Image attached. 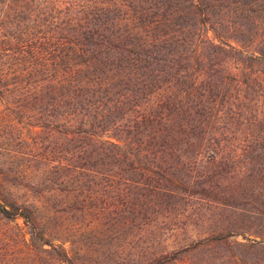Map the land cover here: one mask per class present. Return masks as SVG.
<instances>
[{"label": "trees", "instance_id": "trees-1", "mask_svg": "<svg viewBox=\"0 0 264 264\" xmlns=\"http://www.w3.org/2000/svg\"><path fill=\"white\" fill-rule=\"evenodd\" d=\"M66 2L30 7L40 15L32 19L26 76L17 85L26 86L21 107L31 146L0 167V216L22 218L31 232L20 239L0 226V264H81L38 230L45 193L39 201L12 197L25 181L37 178L33 185L52 192H89L91 200L101 192L119 195L125 207L105 208L122 213L132 204L130 180L141 178L136 186L148 191L138 199L145 210L121 218L146 225L156 221L153 214L164 215L166 197L184 189L176 173L204 177L197 167L202 155L219 164L234 128L241 127L244 142L263 139L255 129L264 128V0ZM118 214L110 212L112 222ZM226 235L234 234L185 250Z\"/></svg>", "mask_w": 264, "mask_h": 264}, {"label": "rangeland", "instance_id": "rangeland-1", "mask_svg": "<svg viewBox=\"0 0 264 264\" xmlns=\"http://www.w3.org/2000/svg\"><path fill=\"white\" fill-rule=\"evenodd\" d=\"M43 1L46 0H0V167L4 168L14 158L15 150L26 154L31 146L29 121L21 107L26 86L20 81L19 87L17 78L26 76L24 50L34 31L32 19L38 14H31L30 7H41ZM52 1H59L64 8L68 6L66 1L71 5L75 0ZM240 129H233L234 139L222 142L218 165L208 162L206 155L200 157L197 167L205 172L204 177H198L199 172L176 173L175 178L183 188L192 189L191 195L183 189L174 197H166L169 204L162 209L164 215L153 214L156 221L146 225L140 219L126 222L121 218V214L133 218L138 209L145 210L138 199L148 191L136 186L142 182L141 178L130 180L132 204L122 213L116 208L109 211L105 208L112 203L111 207L123 208L119 195L111 199L109 193L101 192L91 200L89 192H52L33 185L37 178L17 186L12 197L24 200V195L29 194L33 201H39L45 193L48 199L44 196L38 203L42 208L37 215L41 227L38 230L50 242L66 248L81 264H155L163 255L179 251L178 259L167 264H264V128L255 129L257 136L260 133L263 136L257 143L252 139L250 143L244 142ZM58 136L56 132L53 134L54 141H58ZM171 163L180 165L176 160ZM81 205L86 209H74ZM148 208L151 210L152 206ZM134 209L135 214L131 213ZM111 211L119 213L118 220L112 222ZM0 226L16 238L22 239L20 235L26 234L30 239L31 227L20 217L12 221L0 216ZM228 231L234 235L185 250L199 240ZM52 263L49 260L45 264Z\"/></svg>", "mask_w": 264, "mask_h": 264}]
</instances>
